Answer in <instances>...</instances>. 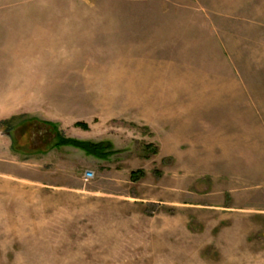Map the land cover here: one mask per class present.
<instances>
[{"label": "rangeland", "instance_id": "1", "mask_svg": "<svg viewBox=\"0 0 264 264\" xmlns=\"http://www.w3.org/2000/svg\"><path fill=\"white\" fill-rule=\"evenodd\" d=\"M0 264H264V0H0Z\"/></svg>", "mask_w": 264, "mask_h": 264}, {"label": "trees", "instance_id": "2", "mask_svg": "<svg viewBox=\"0 0 264 264\" xmlns=\"http://www.w3.org/2000/svg\"><path fill=\"white\" fill-rule=\"evenodd\" d=\"M42 124V123H41ZM43 126L50 127L52 129L54 138L51 144V148H62V147H72L77 150L84 152L86 156H91L98 160H107L110 156L114 154L112 150V145L108 142H87V141H79L72 138L66 137L54 123H43ZM75 126L85 127L86 125L77 123ZM153 146H147L148 150ZM154 155L158 154V149L154 148L152 150ZM142 175L141 171L131 173L132 179H137L136 176ZM136 177V178H135Z\"/></svg>", "mask_w": 264, "mask_h": 264}, {"label": "built area", "instance_id": "3", "mask_svg": "<svg viewBox=\"0 0 264 264\" xmlns=\"http://www.w3.org/2000/svg\"><path fill=\"white\" fill-rule=\"evenodd\" d=\"M93 178V174L92 172H85L83 175V180L84 181H89Z\"/></svg>", "mask_w": 264, "mask_h": 264}, {"label": "crops", "instance_id": "4", "mask_svg": "<svg viewBox=\"0 0 264 264\" xmlns=\"http://www.w3.org/2000/svg\"><path fill=\"white\" fill-rule=\"evenodd\" d=\"M62 148H64V147H62ZM61 149V148H60Z\"/></svg>", "mask_w": 264, "mask_h": 264}]
</instances>
